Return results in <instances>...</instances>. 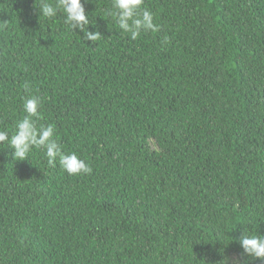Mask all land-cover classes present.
I'll use <instances>...</instances> for the list:
<instances>
[{
	"label": "trees",
	"instance_id": "1",
	"mask_svg": "<svg viewBox=\"0 0 264 264\" xmlns=\"http://www.w3.org/2000/svg\"><path fill=\"white\" fill-rule=\"evenodd\" d=\"M40 3L0 0V130L35 96L92 171L0 147V264H264V0H143L136 40L81 0L95 41Z\"/></svg>",
	"mask_w": 264,
	"mask_h": 264
},
{
	"label": "clouds",
	"instance_id": "2",
	"mask_svg": "<svg viewBox=\"0 0 264 264\" xmlns=\"http://www.w3.org/2000/svg\"><path fill=\"white\" fill-rule=\"evenodd\" d=\"M143 0H113L114 11L108 13L113 17L119 28L129 33L132 40H136L143 31L157 32L159 26L154 23L153 14L142 8ZM40 15L51 18L59 9L65 13L64 22L74 31L80 29L87 40L95 41L100 33L88 31L90 24L88 16L81 0H55V6L49 0H41L38 7ZM140 10V11H138ZM40 102L35 96L27 98L23 102V110L26 115L15 125V132L9 135L8 131L0 130V147L7 142L8 147L14 149L13 156L17 160L26 159L33 148H43L49 164L59 165L69 174H88L92 171L88 163L81 159L75 152L65 153L57 140L54 139V126H36L35 119L40 118ZM240 246L244 254L249 257L264 259V236L248 235L244 231L240 238Z\"/></svg>",
	"mask_w": 264,
	"mask_h": 264
}]
</instances>
